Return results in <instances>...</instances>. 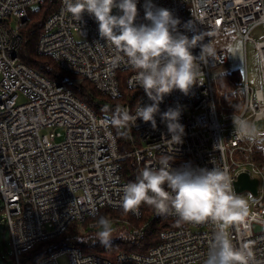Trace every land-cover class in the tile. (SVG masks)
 Masks as SVG:
<instances>
[{
  "label": "built area",
  "instance_id": "1",
  "mask_svg": "<svg viewBox=\"0 0 264 264\" xmlns=\"http://www.w3.org/2000/svg\"><path fill=\"white\" fill-rule=\"evenodd\" d=\"M45 1L0 0V207L14 264H60L63 256L69 264H205L214 225L179 221L175 215L156 210L152 220L163 216L178 223L162 232L160 242L147 252H122L109 259L78 247L52 244L44 256L22 261L28 251L62 236L74 223L90 221V228L97 229L103 210L123 211L122 190L130 182L122 173L127 158L134 159L140 172L147 166L160 167L164 157L173 169H226L234 191L237 177L246 172L259 179V197L264 199V168L256 161L264 141L240 139L233 124L234 115L241 116L264 131V117L257 119L264 106L248 104L256 88L250 85L247 72L245 81L219 89L221 75L213 71L227 64L226 50L199 62L198 81L188 94L174 89L163 98L155 128L140 118L133 126H125L131 151L124 155L111 124L113 115L99 116L74 93L69 81H52L21 60L30 12ZM148 2L168 9L180 21L178 33L189 38L202 34L203 40L191 50L194 56L200 55L202 44L210 45L227 33H236L245 45L254 41L264 83V38L256 41L252 37L257 28L264 27V0H138L135 23H148ZM62 9L60 0L43 26L37 53L52 58L66 73L92 83L111 100L121 96L124 76L126 87L138 94L135 104L124 106L133 115L139 106L152 104L138 86L136 71L123 61L113 63L120 54L100 37L94 17L85 12L77 21ZM189 22L191 27H186ZM231 73L229 69L226 74ZM21 97L24 103H19ZM169 108L180 111L178 123L184 131L179 143L161 119ZM235 155L245 161L236 162ZM128 213L136 220L143 216L141 207ZM109 220L130 225L125 219ZM256 225L262 230H256ZM148 226H131V236L142 238ZM228 230L234 245L249 247L256 264H264V216L251 203L248 217Z\"/></svg>",
  "mask_w": 264,
  "mask_h": 264
},
{
  "label": "clouds",
  "instance_id": "2",
  "mask_svg": "<svg viewBox=\"0 0 264 264\" xmlns=\"http://www.w3.org/2000/svg\"><path fill=\"white\" fill-rule=\"evenodd\" d=\"M138 0H63V9L80 21L85 12L98 23L99 35L120 55L113 63L123 61L136 71L138 86L143 88L152 104L139 106L135 115L118 106L111 124L118 129L133 126L137 118L156 126L155 115L163 98L178 89L188 94L200 75V61L215 55L209 44L201 45L200 55L192 49L203 40L202 34L189 38L177 32L180 21L166 8L145 4L147 24L135 23ZM117 14H113V10ZM189 22L186 27H191ZM248 104L264 106V83L256 87ZM180 111L169 108L161 114L167 122L172 139L180 142L183 126L178 123ZM264 117L261 112L257 119ZM235 133L242 140L264 141V131L254 121L234 115ZM167 157L160 159V167H144L135 182L123 187L121 208L137 212L141 205L154 208L159 214L175 215L179 221L214 225L213 243L205 264H256L252 250L234 245L229 227L243 222L249 215V203L236 194L229 172L213 167L194 169L183 166L173 169ZM96 233L104 247L112 243L113 227L104 216L98 219Z\"/></svg>",
  "mask_w": 264,
  "mask_h": 264
},
{
  "label": "trees",
  "instance_id": "3",
  "mask_svg": "<svg viewBox=\"0 0 264 264\" xmlns=\"http://www.w3.org/2000/svg\"><path fill=\"white\" fill-rule=\"evenodd\" d=\"M59 1L60 0H46L43 5L38 7V9L34 10L33 8L31 10V19L27 27L23 30L24 42L20 52L21 60L25 64L43 73L48 79L56 82L65 81L67 79L66 77H68V73L63 71L52 58L39 55L37 53V45L43 31L44 24L49 16H51L58 9ZM242 80V76L236 71H233V73L219 78L220 88L228 90ZM69 87L73 89L74 93L82 101L90 105V107L99 116L113 115L118 106L124 107L127 103L135 104L136 99L138 98V94L135 91L133 93L132 90L128 89L124 85H122L121 96L117 100H111L110 98L102 95L96 87L88 81H83L80 84H69ZM114 133L118 140L120 152L124 155L128 154L131 151V144L125 127L118 129L114 126ZM256 161L262 168H264V153L262 146L257 150ZM122 173L127 181H136L140 171L135 167L134 159L127 158L123 161ZM140 207L143 211V216L140 220H136L128 212L109 209L103 210L101 216L108 219H128L130 224L129 229L131 226L139 227L149 223L146 233L142 238H134L130 234V237L120 238L112 242L110 247H104L93 238L86 237L82 234V231L84 230L90 233L99 231L98 228H90V221H86L81 224L74 223L62 236L51 241L40 243L35 248L28 251L22 258V261L30 262L44 256L48 247L52 244L78 247L85 253L97 254L109 259H114L122 252H147L150 247L160 242L162 232H164L167 228L175 226L178 222L164 219L163 216L152 220L155 209L148 205H141ZM0 213H2L1 209ZM113 225L116 227L119 226L120 223L115 222ZM121 225H123V223H121ZM11 257L13 259L12 254Z\"/></svg>",
  "mask_w": 264,
  "mask_h": 264
},
{
  "label": "rangeland",
  "instance_id": "4",
  "mask_svg": "<svg viewBox=\"0 0 264 264\" xmlns=\"http://www.w3.org/2000/svg\"><path fill=\"white\" fill-rule=\"evenodd\" d=\"M38 9V7H35L34 10ZM252 37L256 41H260L264 38V27H259L255 30ZM214 51L219 50H226L228 55V62L227 64H224L220 66L219 68L215 69L213 71V74H218L223 77L226 74L229 69L232 71H236L239 73L243 81L246 80V72L248 76V81L250 85L253 88H256L262 84L261 79V60L258 51L256 50L255 42L250 40L246 43L239 40L236 33H227L220 37L219 39L213 41L212 44H210ZM68 77L65 81H69L70 84H80L83 81H81L79 78H76L70 74H67ZM121 84L125 85V78L124 76L121 77ZM220 83V82H219ZM218 83L219 89L220 84ZM134 93V91H133ZM24 98L19 99V103H24ZM264 126V124H263ZM43 133H49V131L45 130ZM263 153H264V144L262 145ZM233 159L240 163L245 161L244 157L242 155H235ZM241 195L243 198H245L248 203H251L253 207L258 210L263 216H264V199L260 196L258 198L253 197L250 193H243L238 194ZM2 205V201L0 200V206ZM1 209V207H0ZM126 220V219H125ZM127 221H129L127 219ZM0 264H14L13 259L11 257L12 254V245H11V239L8 231L6 230V226L3 221V214L0 213ZM129 223V222H128ZM112 227L114 229L112 234V242L116 241L120 238L130 237V229L128 224H123L114 227L113 224L115 222H112ZM97 232H88V231H82V234L86 237L93 238L95 241H98L96 238ZM88 239V238H86ZM57 245V244H55ZM60 264H69V259L67 256H63L59 260Z\"/></svg>",
  "mask_w": 264,
  "mask_h": 264
},
{
  "label": "water",
  "instance_id": "5",
  "mask_svg": "<svg viewBox=\"0 0 264 264\" xmlns=\"http://www.w3.org/2000/svg\"><path fill=\"white\" fill-rule=\"evenodd\" d=\"M235 191L237 194L250 193L253 197L258 198L260 195V181L252 178L248 173L242 172L235 182ZM256 230H262L260 226H255Z\"/></svg>",
  "mask_w": 264,
  "mask_h": 264
}]
</instances>
